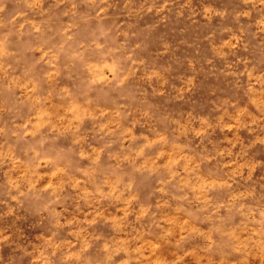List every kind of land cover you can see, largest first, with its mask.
<instances>
[{"label": "rangeland", "instance_id": "374dc122", "mask_svg": "<svg viewBox=\"0 0 264 264\" xmlns=\"http://www.w3.org/2000/svg\"><path fill=\"white\" fill-rule=\"evenodd\" d=\"M0 264H264V0H0Z\"/></svg>", "mask_w": 264, "mask_h": 264}]
</instances>
